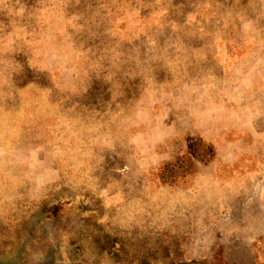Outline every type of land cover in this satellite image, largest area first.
Segmentation results:
<instances>
[{"label": "rangeland", "instance_id": "374dc122", "mask_svg": "<svg viewBox=\"0 0 264 264\" xmlns=\"http://www.w3.org/2000/svg\"><path fill=\"white\" fill-rule=\"evenodd\" d=\"M0 264H264V0H0Z\"/></svg>", "mask_w": 264, "mask_h": 264}, {"label": "crops", "instance_id": "0c3cea01", "mask_svg": "<svg viewBox=\"0 0 264 264\" xmlns=\"http://www.w3.org/2000/svg\"><path fill=\"white\" fill-rule=\"evenodd\" d=\"M224 150L223 149H219V154L216 156V160L219 161L218 163L221 164V163H226L225 161H227L225 159V154H224Z\"/></svg>", "mask_w": 264, "mask_h": 264}]
</instances>
